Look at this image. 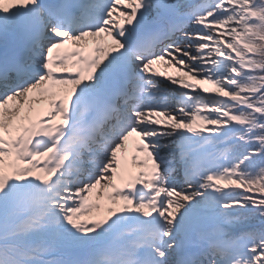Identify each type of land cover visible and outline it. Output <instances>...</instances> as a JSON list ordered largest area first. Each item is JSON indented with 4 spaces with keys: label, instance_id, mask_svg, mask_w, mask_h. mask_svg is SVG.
Wrapping results in <instances>:
<instances>
[{
    "label": "snow or ice",
    "instance_id": "1",
    "mask_svg": "<svg viewBox=\"0 0 264 264\" xmlns=\"http://www.w3.org/2000/svg\"><path fill=\"white\" fill-rule=\"evenodd\" d=\"M0 264H264V0H0Z\"/></svg>",
    "mask_w": 264,
    "mask_h": 264
}]
</instances>
